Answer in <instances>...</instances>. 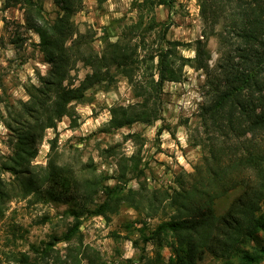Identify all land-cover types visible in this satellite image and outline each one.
<instances>
[{"label":"trees","instance_id":"trees-1","mask_svg":"<svg viewBox=\"0 0 264 264\" xmlns=\"http://www.w3.org/2000/svg\"><path fill=\"white\" fill-rule=\"evenodd\" d=\"M16 1L24 7L26 26L39 35L40 50L51 68L40 77L41 85L28 88L30 99L14 127V151L2 161L1 169L10 171L14 180L0 176V220L14 197L71 203L64 214L72 217L61 237L36 248L34 257L14 253L16 260L49 264L59 240L67 243V253L58 262L105 264L96 250L76 244L77 239L82 244L83 216L109 219L127 204L146 218H161L149 234L140 229L145 243H153L155 250L139 264H198L206 253L223 259V264H233L235 256L243 264H259L264 258V0H198L203 38L194 42V57L181 52L186 43L167 39L170 24L157 17V7L173 6V0L138 2L136 20L119 33L103 27L100 51L85 40L73 19L84 9V0H54L55 19L46 16L43 0ZM212 35L225 48L230 46L214 73L207 61V39ZM78 61L90 71L76 78V84L71 70ZM187 65L206 69L208 75L210 99L199 113L208 138L204 162L188 173V179H178V188L151 192L143 184L127 187L128 174L144 173L135 155L120 162V183L115 185L105 184L107 177L77 178L73 169L55 160L46 166L33 163L47 129L56 128L64 116L77 125L75 104L83 102L93 86L110 88L122 75L135 98L128 105L110 107L106 130L152 124L162 119L165 83L182 81ZM50 143L53 150L56 139ZM101 190L105 199L97 204L94 196ZM232 190L239 194L218 213L217 200ZM48 220L46 216L41 222ZM252 245L249 251L246 247ZM165 247L170 249L168 259L162 252Z\"/></svg>","mask_w":264,"mask_h":264},{"label":"rangeland","instance_id":"rangeland-1","mask_svg":"<svg viewBox=\"0 0 264 264\" xmlns=\"http://www.w3.org/2000/svg\"><path fill=\"white\" fill-rule=\"evenodd\" d=\"M140 1L84 0V9L77 12L73 19L85 40L100 51L103 47V27L110 26L112 33H119L123 25L136 20V5ZM43 5L46 16L55 19L58 7L54 0H43ZM156 12L159 20L170 24L167 39L186 43L181 52L187 57H194V42L203 38L198 0H173V6L160 5ZM116 38L112 36L113 40ZM39 42V35L26 26L22 3L0 0V176L6 181H13L14 176L10 171L1 169L2 161L14 151V127L24 102L30 99L28 88L41 85L40 77L47 75L51 68L45 61ZM229 48L221 45L218 36L212 35L207 39L210 73L218 70ZM89 71V67L78 61L71 74L76 81V78H84ZM207 79L206 69L187 65L182 81L166 82L164 85L162 119L152 124L136 122L110 131L105 128L111 116L110 107L114 104L128 105L135 98L122 75H118L116 83L110 88H106L105 84L95 85L87 91L83 102L75 104L77 125L73 126L74 122L64 116L56 128L47 129L33 163L46 166L55 160L59 165L73 169L77 178L96 177L103 180L107 177L104 183L115 185L119 182L120 162L135 155L144 173L140 177L128 174L127 187L137 189L143 184L151 192L178 188V179H188V173L194 172L204 162L208 127L199 113L201 105L210 99ZM52 139H56L53 150ZM238 194L239 190H232L220 197L216 202V211H226ZM104 199L102 190L94 196L97 204ZM70 204L14 197L0 220V264H22L16 260L14 253L20 256L22 252H27L34 257L36 248L41 249L54 237H61L72 221V217L64 214ZM46 216L49 220L41 222ZM160 219V216L146 218L127 204L121 205L118 212L111 213L109 219L84 214L82 244L77 242L78 239L76 244L82 249L96 250L105 264H139L144 255H153L155 250L153 243H145L140 229L143 227V231L149 234ZM142 220L145 221L144 226L140 222ZM66 246V242L56 240L49 264H69L58 262V257L62 261L66 258ZM252 247L246 248L253 251ZM162 252L168 259L170 249L165 247ZM231 261L243 264L239 256ZM45 263L42 261V264ZM223 263V259L206 253L198 264ZM259 264H264V258Z\"/></svg>","mask_w":264,"mask_h":264}]
</instances>
